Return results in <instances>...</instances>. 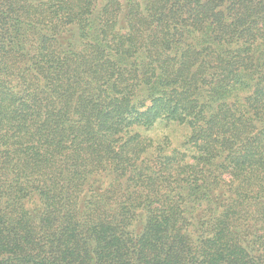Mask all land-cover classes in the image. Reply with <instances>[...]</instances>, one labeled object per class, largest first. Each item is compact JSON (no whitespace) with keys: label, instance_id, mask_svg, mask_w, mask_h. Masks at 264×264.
Segmentation results:
<instances>
[{"label":"trees","instance_id":"1","mask_svg":"<svg viewBox=\"0 0 264 264\" xmlns=\"http://www.w3.org/2000/svg\"><path fill=\"white\" fill-rule=\"evenodd\" d=\"M0 264H264V0H0Z\"/></svg>","mask_w":264,"mask_h":264}]
</instances>
